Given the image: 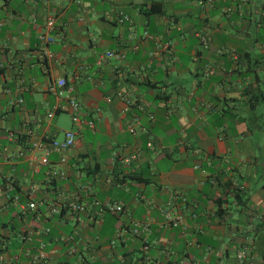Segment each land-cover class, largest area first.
Returning a JSON list of instances; mask_svg holds the SVG:
<instances>
[{
	"label": "crops",
	"instance_id": "1",
	"mask_svg": "<svg viewBox=\"0 0 264 264\" xmlns=\"http://www.w3.org/2000/svg\"><path fill=\"white\" fill-rule=\"evenodd\" d=\"M0 264H264V0H0Z\"/></svg>",
	"mask_w": 264,
	"mask_h": 264
},
{
	"label": "built area",
	"instance_id": "2",
	"mask_svg": "<svg viewBox=\"0 0 264 264\" xmlns=\"http://www.w3.org/2000/svg\"><path fill=\"white\" fill-rule=\"evenodd\" d=\"M45 25L47 27V29H51L52 28V18H48L45 22ZM39 38L41 39V41L43 43H47L49 41L52 40V37L48 34V33H43L39 36ZM106 56H111L113 55V52L111 51H107L105 52ZM66 86L65 85V80L63 78H59L56 81L50 83L48 85V90L51 91L55 96H61L63 95L65 98V105H61V109H68V111L70 112V121L72 123H76L79 125H83L85 124L87 127L92 128V121L90 120H83L80 119L77 115H76V111H77V101L75 100V98L71 95L63 94V91L61 90L62 87ZM69 90V88H68ZM66 107V108H65ZM127 129L129 132L133 133V127L132 126H127ZM29 133V132H28ZM73 141H74V133L72 130L68 129L63 131L62 134V138L60 140H56L54 138L49 139L48 141L46 140V144L47 147L43 148L42 147V141L38 138H34V139H30L29 140V148L30 149H37L41 151V154L39 155L38 158V163L39 164H47V154L48 151L50 149L52 150H58V151H64L69 149L72 145H73ZM147 145L149 146L150 144L147 143ZM131 158L133 157V155L130 156ZM64 157H60V161H64ZM129 158L126 160L128 161ZM95 205H97V212L98 213H102V212H107L109 214H113V215H117L120 214L123 211V207L119 202H110V201H106L104 203L101 204H97V202H95ZM60 206H66V208H68L70 211L73 212H80L83 210V207L81 204L74 202V201H70L68 203L61 204L58 202H53L51 204H49L48 206V213H57L60 209ZM27 208H34L35 207V203L32 201L27 202L26 204ZM140 224V222L136 221L133 223L134 228H132V232L136 233L137 229L135 227H137ZM143 248H146V245H143ZM245 257V250L244 249H240L237 251L236 253V258L238 259V262L241 263L243 258Z\"/></svg>",
	"mask_w": 264,
	"mask_h": 264
},
{
	"label": "trees",
	"instance_id": "3",
	"mask_svg": "<svg viewBox=\"0 0 264 264\" xmlns=\"http://www.w3.org/2000/svg\"><path fill=\"white\" fill-rule=\"evenodd\" d=\"M157 11H158V9H157Z\"/></svg>",
	"mask_w": 264,
	"mask_h": 264
}]
</instances>
